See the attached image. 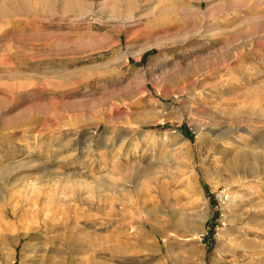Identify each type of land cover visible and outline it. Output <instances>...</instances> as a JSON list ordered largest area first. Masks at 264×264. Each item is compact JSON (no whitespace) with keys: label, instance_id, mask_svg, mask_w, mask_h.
Returning <instances> with one entry per match:
<instances>
[{"label":"rangeland","instance_id":"374dc122","mask_svg":"<svg viewBox=\"0 0 264 264\" xmlns=\"http://www.w3.org/2000/svg\"><path fill=\"white\" fill-rule=\"evenodd\" d=\"M65 1L0 0V264H264V0Z\"/></svg>","mask_w":264,"mask_h":264},{"label":"bare ground","instance_id":"6f19581e","mask_svg":"<svg viewBox=\"0 0 264 264\" xmlns=\"http://www.w3.org/2000/svg\"><path fill=\"white\" fill-rule=\"evenodd\" d=\"M19 4L18 6H21V8L25 11H30L31 4L30 0H16ZM130 1V0H128ZM151 1V0H150ZM120 2V1H119ZM47 0H39L38 5L46 6L47 7ZM117 6V7H116ZM37 7V6H36ZM111 7V6H110ZM43 8V7H42ZM91 8V5L86 3L84 0H66L62 4V9L64 10H73L75 12H84V10H88ZM118 5H114L113 9H117ZM32 10V9H31ZM8 8L2 7L0 5V15L7 13ZM82 14V13H81ZM232 167L235 171H240L242 168H247L249 174H254V167L253 164L250 162V156L247 152L240 153L237 158L233 160Z\"/></svg>","mask_w":264,"mask_h":264}]
</instances>
